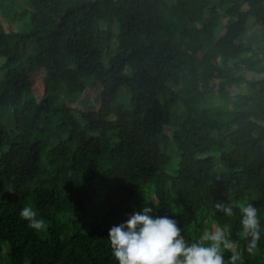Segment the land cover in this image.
<instances>
[{"label":"trees","instance_id":"obj_1","mask_svg":"<svg viewBox=\"0 0 264 264\" xmlns=\"http://www.w3.org/2000/svg\"><path fill=\"white\" fill-rule=\"evenodd\" d=\"M250 28L264 32V0H0V264H118L109 229L145 204L189 242L226 227L243 264H264V79L244 75L264 74V44L245 43ZM217 201L259 209L253 253Z\"/></svg>","mask_w":264,"mask_h":264},{"label":"clouds","instance_id":"obj_2","mask_svg":"<svg viewBox=\"0 0 264 264\" xmlns=\"http://www.w3.org/2000/svg\"><path fill=\"white\" fill-rule=\"evenodd\" d=\"M214 209L227 217L239 211L241 230L238 235L247 242V252L253 253L261 239L259 209L247 201H217ZM20 216L28 221L31 229L47 228L45 220L37 218L31 206L22 208ZM108 240L118 264H226V253L230 254L228 264H243L242 253L230 239L226 227H210L189 242L175 219L154 217L153 207L147 204L124 223L111 227Z\"/></svg>","mask_w":264,"mask_h":264},{"label":"rangeland","instance_id":"obj_3","mask_svg":"<svg viewBox=\"0 0 264 264\" xmlns=\"http://www.w3.org/2000/svg\"><path fill=\"white\" fill-rule=\"evenodd\" d=\"M8 1H15V0H8ZM21 6H24L26 7V2L23 1L21 2L20 4ZM21 15L23 16V23H25L28 19V16L27 14L23 13L22 11H20ZM249 34L246 35L245 37V43H247L249 46H253V47H261V45L264 44V32H262L259 28H255L252 29L250 28L249 30ZM34 53V42H31V43H28L26 48L23 49L22 51V60L24 61L27 56L31 55ZM5 60L4 59H1L0 58V69L2 66H4L5 64ZM2 73L0 72V77H1ZM244 75L247 77L248 80H260V79H264V74H256V73H253V72H244ZM241 89L240 88H236L233 93L234 95L238 92H240ZM234 100H236V98H234ZM218 101V94H216L212 99H211V102L214 103V102H217ZM219 172L218 169H216V171L214 172V179L216 177H218L219 175Z\"/></svg>","mask_w":264,"mask_h":264}]
</instances>
